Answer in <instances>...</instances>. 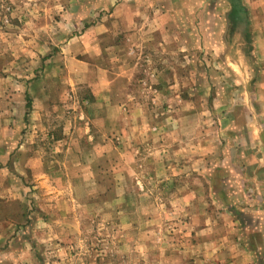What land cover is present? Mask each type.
Here are the masks:
<instances>
[{"label": "rangeland", "instance_id": "obj_1", "mask_svg": "<svg viewBox=\"0 0 264 264\" xmlns=\"http://www.w3.org/2000/svg\"><path fill=\"white\" fill-rule=\"evenodd\" d=\"M242 9L0 0V264H264L211 182L264 70Z\"/></svg>", "mask_w": 264, "mask_h": 264}, {"label": "crops", "instance_id": "obj_2", "mask_svg": "<svg viewBox=\"0 0 264 264\" xmlns=\"http://www.w3.org/2000/svg\"><path fill=\"white\" fill-rule=\"evenodd\" d=\"M242 11L245 10L247 13L257 14L259 15L258 20L261 23V26L257 27L258 35H257V46H261L264 48V0H239ZM87 34L85 33L83 37ZM264 51V49H263ZM260 52V51H259ZM257 55V60L263 62L264 61V53ZM261 56V59H260ZM262 73V74H261ZM104 76V75H103ZM71 77V76H69ZM75 78V77H73ZM72 78V79H73ZM79 78L76 76L75 79ZM106 76L103 77L101 81L102 84L107 83ZM118 78H112V84L115 85V88L118 87ZM256 85H255V101H251V103L246 102L244 100V96H246L244 91L239 92V106L238 110H243L244 114L240 116V126L237 131H230L226 134V139L228 142V149H230V145L237 146L235 153L233 152L232 147V156L235 161L232 163V156L224 155L223 162L224 165L220 168L211 167V172H215L218 174H223V176L217 180V177H212L211 182L215 186H218L216 190L222 189L227 191V195L229 199H226V205H241L243 207L242 212H245L243 217H248V221L246 225L247 229L256 230L255 232V241L252 239L250 241H245L250 245H247L248 248L252 247V243H254V248L256 253H264L263 245H264V70H260L258 75L256 76ZM71 84V82H76V80L67 81ZM79 82H83L81 79ZM85 82H88L85 80ZM66 84V81H65ZM66 84V85H67ZM89 84H92L89 82ZM93 85L92 93L98 97L101 94L103 97V92L95 91L96 85ZM98 86H100L97 83ZM105 86V85H104ZM106 87V86H105ZM67 87H63V92H65ZM105 90V89H103ZM229 90V89H227ZM244 90V89H243ZM168 90H166L167 92ZM115 91L112 92L111 98L113 96L114 100H109V105H113L111 101L114 103L119 102V97H116ZM257 96V97H256ZM116 97V98H114ZM247 97V96H246ZM227 99L224 93L222 100ZM220 101V99H219ZM101 103V102H99ZM108 103V102H107ZM225 106L229 107V103L225 104ZM252 110L254 113L252 114ZM248 114V116H246ZM227 115H225L223 121H225ZM116 122V121H115ZM113 121L111 125H114ZM40 125V124H39ZM35 127H38V124H34ZM230 126V125H228ZM244 127L247 129H244ZM226 128V127H225ZM236 130V129H230ZM37 132V131H36ZM238 134V140L236 143H233L236 140V135ZM249 139V140H248ZM26 142V141H25ZM239 145V146H238ZM166 156V160L168 155ZM163 166L160 168L161 173H166L172 168L171 166ZM167 167V168H166ZM178 167V166H177ZM180 167V166H179ZM176 169V168H174ZM181 171V169H179ZM238 202V203H237ZM253 236V235H252ZM263 236V245L261 241L256 240V237L261 238ZM245 246V245H244Z\"/></svg>", "mask_w": 264, "mask_h": 264}]
</instances>
